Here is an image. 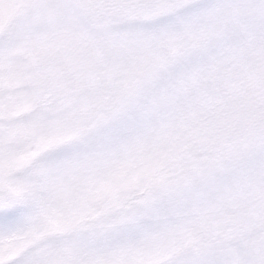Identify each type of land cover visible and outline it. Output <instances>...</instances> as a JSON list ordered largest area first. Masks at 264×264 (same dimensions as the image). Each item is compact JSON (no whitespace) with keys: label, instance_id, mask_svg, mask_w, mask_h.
<instances>
[{"label":"snow or ice","instance_id":"snow-or-ice-1","mask_svg":"<svg viewBox=\"0 0 264 264\" xmlns=\"http://www.w3.org/2000/svg\"><path fill=\"white\" fill-rule=\"evenodd\" d=\"M0 264H264V0H0Z\"/></svg>","mask_w":264,"mask_h":264}]
</instances>
